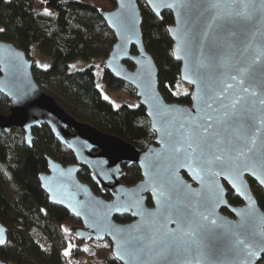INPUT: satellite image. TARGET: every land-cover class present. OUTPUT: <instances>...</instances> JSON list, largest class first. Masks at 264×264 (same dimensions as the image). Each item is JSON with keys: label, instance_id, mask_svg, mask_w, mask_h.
<instances>
[{"label": "water", "instance_id": "obj_1", "mask_svg": "<svg viewBox=\"0 0 264 264\" xmlns=\"http://www.w3.org/2000/svg\"><path fill=\"white\" fill-rule=\"evenodd\" d=\"M141 1L159 20L165 11L172 16L173 23L166 30L173 58L180 64V82L191 90L189 105L167 103L159 91L158 69L143 42L138 1L114 0L112 10L98 9L97 13L115 39L102 68L134 90L154 133L151 145L140 149L74 120L37 85L32 75L33 61L14 44L3 41L0 95L9 104L8 114L0 115V131L6 135L21 131L24 145L31 148L33 131L45 126L54 140L73 155L75 163L67 166L46 158L47 172L38 176L41 190L50 204L80 221L81 226L68 229L71 236L86 244L108 240L112 256L119 264H242L245 260L258 264L264 251L257 250L256 255L248 257L231 252L228 229L240 231L238 226L246 223L242 213L249 205L257 223L264 227V211L250 186L253 181L264 191V172L249 165L246 170L241 168L239 180H233L229 170L213 175L220 172L215 165L210 166L211 171L202 172L200 165L172 151V145L180 135V124L187 128L191 119L204 116L205 78L231 71L243 59L240 50L252 33H257V42L264 40V0H216L224 17L211 30L207 29L211 20L210 0ZM243 4L255 6L249 8V18L237 15ZM205 31L209 32L208 37L204 36ZM210 48L214 49L212 53ZM127 63L133 68H128ZM249 86L245 82L244 87ZM251 87L258 97L264 98V76L259 67ZM133 166L138 168L140 180L126 186L122 182V167ZM83 170L88 171L95 187L109 194V200L96 195L79 180ZM161 191L165 196H161ZM229 192L241 201V206L229 203ZM165 200L173 210L165 208ZM185 208L208 216L207 221L199 216L196 219L207 224L210 233L198 250L196 245L187 249L182 242L170 250L161 242L168 239V234H179L178 229L186 228L182 217L174 211ZM122 217L130 218V222L122 224L115 220ZM7 234L8 230L0 224V247L6 244ZM138 236L150 238L143 250L125 243ZM151 239L157 243L151 244Z\"/></svg>", "mask_w": 264, "mask_h": 264}, {"label": "trees", "instance_id": "obj_2", "mask_svg": "<svg viewBox=\"0 0 264 264\" xmlns=\"http://www.w3.org/2000/svg\"><path fill=\"white\" fill-rule=\"evenodd\" d=\"M114 8V0H105ZM142 15L141 32L144 46L158 69L159 91L167 103L189 105L188 95L174 93L179 79L180 64L171 53L172 42L167 27L173 20L169 12L161 20L137 0ZM90 0H0V41L12 43L28 59L36 49L49 60L45 68L33 64L32 75L47 95L74 120L90 125L103 134L116 137L137 148L145 149L153 143L154 133L149 127L143 107L126 104L114 108L103 99L97 89L99 83L109 92L127 91L137 102L134 90L102 71L99 82L92 67L69 71L76 60L92 62L107 58L115 39ZM128 68L133 66L126 64ZM8 101L0 95V115L8 114ZM46 158L63 166L74 163L73 155L61 147L47 127L34 132L31 148L24 145L23 133L13 130L6 135L0 131V224L8 230L7 242L0 247V261L6 264H79L82 246H96L93 253L100 264H119L112 256L108 240L84 243L77 241L68 229L80 226L64 209L49 203L41 190L38 176L47 171ZM122 182L132 186L140 180L136 166L122 167ZM79 180L105 200L109 194L100 192L83 170ZM250 186L259 207L264 211V191L253 181ZM232 205L240 201L231 193ZM148 205L150 200L148 199ZM128 223L130 218L115 219ZM258 264H264V257Z\"/></svg>", "mask_w": 264, "mask_h": 264}, {"label": "snow or ice", "instance_id": "obj_3", "mask_svg": "<svg viewBox=\"0 0 264 264\" xmlns=\"http://www.w3.org/2000/svg\"><path fill=\"white\" fill-rule=\"evenodd\" d=\"M221 7L216 0H210L208 11L211 20L207 29H213L214 23L223 19ZM254 7L252 4H243L242 11L237 15L249 18V8ZM231 35L235 36V33ZM204 36L208 37L209 32L205 31ZM213 51L214 49L210 48V53ZM239 55L243 59L233 65L231 71L221 72L214 78H205L206 88L202 97L204 116L191 119L187 128L185 124H180V135L172 145V151L200 165V171L209 172L210 166L215 165L220 172L212 173L213 175H220L229 170L233 180H239L242 175L241 168L246 170L249 165L264 172V98L258 97L251 87L257 67L260 69V75L264 76V40L257 42V33H252ZM245 82H249L250 86L244 87ZM258 105L261 107L258 108ZM233 186L235 187V184ZM161 196H165L163 191ZM164 204L167 210H173L167 200ZM174 211L182 217L186 228L178 229L179 234H168V239L161 244L171 250L178 242H182L185 248L191 249L196 245L198 250L200 243L208 237L210 229L196 217L207 221L208 216L190 212L186 208ZM242 216L246 223L238 226L240 231L228 229L231 234L229 250L237 255L253 256L257 254V250L264 251V227L257 223L251 205ZM211 223L216 224V221L212 220ZM149 239L138 236L125 243L129 247L143 250L148 246ZM155 243L157 241L151 239V244ZM242 264L248 262L245 260Z\"/></svg>", "mask_w": 264, "mask_h": 264}, {"label": "rangeland", "instance_id": "obj_4", "mask_svg": "<svg viewBox=\"0 0 264 264\" xmlns=\"http://www.w3.org/2000/svg\"><path fill=\"white\" fill-rule=\"evenodd\" d=\"M90 1L94 5L97 6V9H104L107 11H110L113 9L110 7L108 2H106L105 0H90ZM31 56H32L31 60L33 61V64L36 63V66L45 68L49 65V60L43 57L36 49H34L31 52ZM102 64L103 62L101 60L92 61L89 63L82 61V60H76L69 64L68 70L73 72V71L83 70L88 67H92L96 75V81L99 82V78L101 77L102 71H103ZM97 89L101 93V96L103 97V99H105L106 101H109L113 105L114 108H118L122 104H126V105L134 107L138 103V101L135 102L131 100L130 94L127 91L121 90L117 92H109L106 90V88L103 86L102 83L98 84ZM190 91H191L190 87L181 83V84L176 85L174 93L176 96H179V95L189 96ZM74 227H79V226H74ZM95 248L96 246L91 245V244L87 246H82L81 250L83 251V257L82 259H80L79 264H100L99 260L96 258V256L93 253Z\"/></svg>", "mask_w": 264, "mask_h": 264}, {"label": "flooded vegetation", "instance_id": "obj_5", "mask_svg": "<svg viewBox=\"0 0 264 264\" xmlns=\"http://www.w3.org/2000/svg\"><path fill=\"white\" fill-rule=\"evenodd\" d=\"M36 131V130H35ZM35 131H33V133L35 132ZM34 136V135H33ZM74 158V157H73ZM52 159V158H51ZM74 163H75V159H74ZM73 163V164H74ZM72 165V164H71ZM47 172V171H46ZM46 172H44V173H46ZM90 179H91V176H90ZM97 188V187H96ZM92 189V188H91ZM98 189V188H97ZM101 192V191H100ZM105 192V191H104ZM104 192H102V193H104ZM107 193V192H106ZM229 193H231V192H229ZM232 194V193H231ZM110 197V196H109ZM239 200V199H238ZM240 201V200H239ZM148 202V201H147ZM148 204V203H147ZM242 205V203H241V201H240V204H238V205H234V206H241ZM148 206H150V205H148ZM225 214H226V212L225 211H223ZM81 226V225H80Z\"/></svg>", "mask_w": 264, "mask_h": 264}]
</instances>
